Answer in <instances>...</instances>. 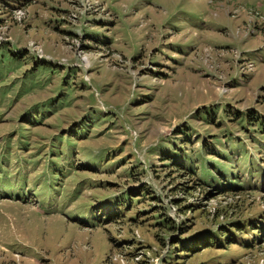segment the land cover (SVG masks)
I'll use <instances>...</instances> for the list:
<instances>
[{"label":"rangeland","instance_id":"374dc122","mask_svg":"<svg viewBox=\"0 0 264 264\" xmlns=\"http://www.w3.org/2000/svg\"><path fill=\"white\" fill-rule=\"evenodd\" d=\"M0 42V264H264V0H0Z\"/></svg>","mask_w":264,"mask_h":264},{"label":"trees","instance_id":"16d2710c","mask_svg":"<svg viewBox=\"0 0 264 264\" xmlns=\"http://www.w3.org/2000/svg\"><path fill=\"white\" fill-rule=\"evenodd\" d=\"M228 189H232V188H228ZM131 195V194H129ZM131 197V196H130ZM190 211V210H189ZM139 211L136 212V218H135V222L137 220H141L142 218L139 217ZM218 216V214H217ZM142 221V220H141ZM233 225L236 229H242L243 225L240 224L239 222H231L230 224L228 223L227 225H221L218 227V229H216L214 232L213 231H204L207 232V234L205 236H203L204 232H198L195 234V236L192 237H181L182 235L186 234L189 230V226L185 225V228H182L183 230H181L179 236L177 237L176 242H172L171 246L174 247V250H178L177 245H180L181 249H188V247H186L185 245V241L186 239L192 241L197 242L200 247L196 248L195 251H204L207 250L205 248H210L208 251L211 250H217V249H226V248H235L239 241L233 237V235L231 234L229 227ZM172 228L174 226H171ZM180 229V227H179ZM221 238H223V241L221 240Z\"/></svg>","mask_w":264,"mask_h":264},{"label":"built area","instance_id":"2783aa9c","mask_svg":"<svg viewBox=\"0 0 264 264\" xmlns=\"http://www.w3.org/2000/svg\"><path fill=\"white\" fill-rule=\"evenodd\" d=\"M28 48H31L38 58H42L44 56L43 52L37 49L35 46L32 45L29 46Z\"/></svg>","mask_w":264,"mask_h":264}]
</instances>
